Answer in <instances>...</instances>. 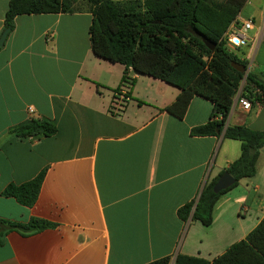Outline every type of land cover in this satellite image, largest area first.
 Returning a JSON list of instances; mask_svg holds the SVG:
<instances>
[{
    "label": "crops",
    "instance_id": "crops-1",
    "mask_svg": "<svg viewBox=\"0 0 264 264\" xmlns=\"http://www.w3.org/2000/svg\"><path fill=\"white\" fill-rule=\"evenodd\" d=\"M7 2L0 0V33ZM246 18L248 40L226 48L246 72L264 74V0H246L226 32ZM90 19L86 5L17 14L0 46V192L44 169L32 205L0 193V218L53 223L29 233L6 230L0 264H144L163 256L173 264L176 253L209 263L264 216V145L254 174L217 197L211 223L183 227L176 209L195 196L206 173L214 176L238 156L239 141L189 134L208 118L205 98L193 95L177 118L163 109L175 86L132 72L133 84L122 83V65L92 53ZM119 89L128 95L115 111ZM262 97L247 111H229L226 123L263 129ZM30 116L51 121L56 131L9 134Z\"/></svg>",
    "mask_w": 264,
    "mask_h": 264
},
{
    "label": "trees",
    "instance_id": "trees-1",
    "mask_svg": "<svg viewBox=\"0 0 264 264\" xmlns=\"http://www.w3.org/2000/svg\"><path fill=\"white\" fill-rule=\"evenodd\" d=\"M74 0H8L3 17V29L10 31L17 14L72 12ZM91 15L87 28L92 53L102 59L122 65L120 81L130 87L134 79L129 73L147 75L175 86L178 93L163 109L177 118L184 115L189 100L198 95L211 102L207 120L189 129L191 135H215L239 141V154L217 174L206 173L195 196L176 209L183 222L196 221L202 226L211 223L212 206L217 197L250 177L255 172V160L264 145V128L251 129L226 123L229 106L240 83V93L260 100L264 95V74L231 67V61L245 65L226 48L224 33L234 22L246 0H85ZM202 37L213 43L209 49ZM128 95L127 92L125 93ZM218 126V128H216ZM56 131L49 120L28 119L9 131L18 137L48 136ZM226 171L234 179L230 186L212 191L217 177ZM44 169L19 184L7 183L1 195L30 206L36 199ZM0 243L4 232L16 229L34 232L53 223L30 217L26 222L0 218ZM163 256L144 264H168ZM192 257L176 253L173 264H193ZM196 264H264V216L246 236L231 244L224 252L207 262Z\"/></svg>",
    "mask_w": 264,
    "mask_h": 264
},
{
    "label": "built area",
    "instance_id": "built-area-1",
    "mask_svg": "<svg viewBox=\"0 0 264 264\" xmlns=\"http://www.w3.org/2000/svg\"><path fill=\"white\" fill-rule=\"evenodd\" d=\"M251 27H252L251 18L240 20L238 28H233V30L224 33L225 45L227 44L233 47H240L244 45L248 40L246 32ZM240 89L241 87L238 88V91L236 92L232 102L230 103L229 111H232L236 107L240 108L243 111H247L250 109L252 103L254 102V100L249 99L248 97L242 95L240 93ZM125 93L126 92L123 89H119L117 92L113 94V104H114L113 109L115 111L121 109L124 102L127 100V96ZM262 98L263 97L261 96L260 100H255V102L262 103L261 101ZM27 112L28 113L32 112V108L30 106L27 107Z\"/></svg>",
    "mask_w": 264,
    "mask_h": 264
},
{
    "label": "water",
    "instance_id": "water-1",
    "mask_svg": "<svg viewBox=\"0 0 264 264\" xmlns=\"http://www.w3.org/2000/svg\"><path fill=\"white\" fill-rule=\"evenodd\" d=\"M8 32V28H4L0 33V46L2 45V42L4 38L6 37V34ZM202 41L209 49L213 48V43H211L209 40L202 37ZM231 67H233L235 70L241 73L246 72V66L242 63H239L237 61H231L230 62ZM218 128V126L216 127ZM235 179L228 174L226 171H223L215 180V182L212 185V191L218 192L219 190H222L228 186H230L232 183H234Z\"/></svg>",
    "mask_w": 264,
    "mask_h": 264
},
{
    "label": "rangeland",
    "instance_id": "rangeland-1",
    "mask_svg": "<svg viewBox=\"0 0 264 264\" xmlns=\"http://www.w3.org/2000/svg\"><path fill=\"white\" fill-rule=\"evenodd\" d=\"M87 6V4H86V1L85 0H74L73 1V7L75 8V9H77V8H80V7H83V6ZM245 10H247V7L244 9V13L246 12ZM183 237V236H182Z\"/></svg>",
    "mask_w": 264,
    "mask_h": 264
}]
</instances>
